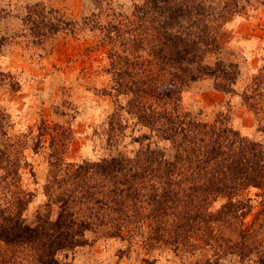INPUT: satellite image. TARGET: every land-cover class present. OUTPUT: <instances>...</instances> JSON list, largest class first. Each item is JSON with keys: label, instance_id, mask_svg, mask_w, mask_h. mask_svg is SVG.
Masks as SVG:
<instances>
[{"label": "trees", "instance_id": "1", "mask_svg": "<svg viewBox=\"0 0 264 264\" xmlns=\"http://www.w3.org/2000/svg\"><path fill=\"white\" fill-rule=\"evenodd\" d=\"M131 1L126 9L115 0H91L93 11L80 22L37 2L27 6L22 20L32 44L60 30L97 31L100 43L109 46L108 94L115 99L107 142L124 133L127 123L120 112L126 111L147 128L138 141L154 135L166 140L173 154L147 144L131 156L103 157L67 172L71 186L60 179L65 186L50 200L58 203L55 216L49 211L31 224L16 212L1 222L8 264H62L57 253L86 244V232L122 238L144 220L154 239L187 241L211 219L242 218L249 204L237 198L239 193L264 188L259 143L228 126L227 116L210 123L180 106L181 88L197 79L212 77L218 90L234 91L236 74L223 69L220 60L211 67L203 59L218 50L223 25L243 8L237 0ZM7 39L0 38V54ZM5 84L20 89L17 78L0 68V88ZM249 105L264 130V107ZM219 197L225 201L213 212L209 205Z\"/></svg>", "mask_w": 264, "mask_h": 264}, {"label": "rangeland", "instance_id": "2", "mask_svg": "<svg viewBox=\"0 0 264 264\" xmlns=\"http://www.w3.org/2000/svg\"><path fill=\"white\" fill-rule=\"evenodd\" d=\"M115 1L126 9L132 2ZM37 2L77 22L93 11L91 0H0V38L8 37L0 68L20 82L17 91L7 84L0 88V224L16 212L31 224L46 212L55 216L58 203L50 200L65 186L60 179L71 186L66 173L84 162L131 156L147 144L173 154L170 144L154 135L138 141L147 128L126 111L120 112L127 123L124 133L107 142L115 107L108 94L109 46L89 27L60 30L32 44L22 19L27 6ZM237 2L243 9L223 25L218 50L203 59L211 67L220 60L223 69L236 74L234 91L218 90L212 77L197 79L181 88L180 106L210 123L227 116L228 126L264 148V130L249 105L264 107V0ZM245 95L253 97L245 100ZM119 100L125 103L126 97ZM237 198L249 204L242 218L211 219L187 241L154 239L144 220L122 238L88 231L86 244L58 252L57 258L62 264H264V188L250 186ZM224 201L219 197L210 210ZM4 250L0 243V264H8Z\"/></svg>", "mask_w": 264, "mask_h": 264}]
</instances>
